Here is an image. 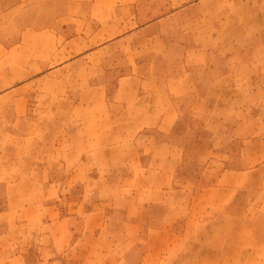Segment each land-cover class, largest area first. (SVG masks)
I'll return each mask as SVG.
<instances>
[{
	"label": "crops",
	"instance_id": "crops-1",
	"mask_svg": "<svg viewBox=\"0 0 264 264\" xmlns=\"http://www.w3.org/2000/svg\"><path fill=\"white\" fill-rule=\"evenodd\" d=\"M0 264H264V0H0Z\"/></svg>",
	"mask_w": 264,
	"mask_h": 264
}]
</instances>
